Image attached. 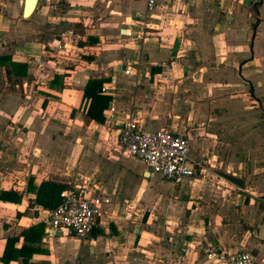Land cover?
I'll use <instances>...</instances> for the list:
<instances>
[{"label":"crops","instance_id":"crops-1","mask_svg":"<svg viewBox=\"0 0 264 264\" xmlns=\"http://www.w3.org/2000/svg\"><path fill=\"white\" fill-rule=\"evenodd\" d=\"M22 8L0 0V56L26 65L24 77L0 66V191L22 196L0 203V257L7 238L47 219L28 207L29 178L80 176L88 197L111 199L101 225L85 239L44 229L48 253L29 264H220L209 254L240 251L264 264V0H157L152 11L140 0H39L27 19ZM89 79L104 81L118 122L185 138L203 177L171 183L122 157L107 109L103 123L84 116ZM153 175L168 190H151Z\"/></svg>","mask_w":264,"mask_h":264},{"label":"built area","instance_id":"built-area-1","mask_svg":"<svg viewBox=\"0 0 264 264\" xmlns=\"http://www.w3.org/2000/svg\"><path fill=\"white\" fill-rule=\"evenodd\" d=\"M140 1L145 3L148 11H152L157 2V0ZM136 40L144 41L145 32H139ZM124 74L132 75V68L126 69ZM165 79L166 77L161 78V80ZM115 113L116 110L111 103L105 112V119L115 129L122 157L138 159L152 173L171 183L195 177V168L198 165L193 164L189 157V146L185 138L166 129L147 131L136 119H129L124 123L118 122ZM60 196V204L48 211L44 222L45 235L48 237L62 233L78 239L87 238L101 225L102 206L111 202L110 197L102 193L88 197L86 186L66 188ZM209 256L215 257L220 264H260L247 251L215 252Z\"/></svg>","mask_w":264,"mask_h":264},{"label":"trees","instance_id":"trees-1","mask_svg":"<svg viewBox=\"0 0 264 264\" xmlns=\"http://www.w3.org/2000/svg\"><path fill=\"white\" fill-rule=\"evenodd\" d=\"M91 58H89L90 60ZM8 67L7 74L15 77L26 75L25 64H14L10 57L0 56V66ZM104 81L89 79L84 88L83 99L89 101L84 116L96 121L104 122V110L107 109L112 98L102 94V84ZM69 182L65 179H50L42 181L39 185L34 183L32 178L27 181L26 191L34 194V199L29 201V208L41 207L43 210L51 211L61 202V192L68 187ZM22 196L13 190L0 191V203L20 204ZM18 216V214H17ZM45 224L38 223L23 229L18 236L9 237L5 241L3 253L0 257L2 264H9L11 261H21L22 264H29V260L34 254L48 253L41 247L44 236ZM22 238L20 248H15V244Z\"/></svg>","mask_w":264,"mask_h":264},{"label":"rangeland","instance_id":"rangeland-1","mask_svg":"<svg viewBox=\"0 0 264 264\" xmlns=\"http://www.w3.org/2000/svg\"><path fill=\"white\" fill-rule=\"evenodd\" d=\"M3 1H5L6 2V4H9V2L10 3H13V0H3ZM140 6H142L141 4H140ZM22 15V14H21ZM69 28H72L70 25L68 26ZM68 57V56H67ZM70 58H71V56H70ZM0 76H1V73H0ZM62 112V111H61ZM63 113V112H62ZM263 114H264V110H263ZM67 120H69V116L68 115H63V117H62V121H63V124H64V122L65 121H67ZM66 123V122H65ZM66 125H68V123H66ZM69 127H71V125H68ZM65 136H67L66 138H68V139H71V137H69V134L68 135H65ZM74 136V138H76V135H73ZM73 138V137H72ZM88 141H89V139H88ZM203 166H196V174H195V177L197 178H200V177H203V176H200L199 175V169H201ZM205 167V166H204ZM214 169L213 170H216V171H219L217 168H215V167H213ZM225 169H227V167L225 168ZM228 170V169H227ZM221 172H223V171H221ZM212 173V172H211ZM226 173H228V172H226ZM206 174V177L207 176H210V177H212L213 175L212 174H209V173H205ZM204 174V175H205ZM214 174H215V172H214ZM216 175V174H215ZM66 180V179H65ZM81 180V177L80 176H77L75 179H73L72 181H67V182H70V183H67L68 184V187L67 188H73L74 186H76L75 184H77V183H79V181ZM146 180L147 181H149L150 182V189L151 190H154V189H156L157 188V190H159V189H167V188H169V186L167 185V183H164L163 181H161V179H159L157 176H151V178L150 179H147L146 178ZM165 185H167L168 187H166ZM169 185H170V183H169ZM165 186V187H164ZM168 190V189H167ZM58 234H60V235H63L62 233H58Z\"/></svg>","mask_w":264,"mask_h":264},{"label":"water","instance_id":"water-1","mask_svg":"<svg viewBox=\"0 0 264 264\" xmlns=\"http://www.w3.org/2000/svg\"><path fill=\"white\" fill-rule=\"evenodd\" d=\"M38 2L39 0H23V8L21 13L22 18H29L35 12ZM215 174L238 189L244 188V181L240 178L231 176L230 174L221 171H215Z\"/></svg>","mask_w":264,"mask_h":264}]
</instances>
